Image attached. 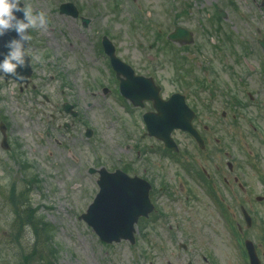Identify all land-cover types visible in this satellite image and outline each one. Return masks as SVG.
Here are the masks:
<instances>
[{"label":"rangeland","instance_id":"374dc122","mask_svg":"<svg viewBox=\"0 0 264 264\" xmlns=\"http://www.w3.org/2000/svg\"><path fill=\"white\" fill-rule=\"evenodd\" d=\"M68 2L73 3L80 15L89 20L87 28L81 21L58 12L59 6ZM184 2L174 0L177 11ZM20 3L33 14L44 12L48 23L42 29L30 30L33 38L28 55L34 65L31 84L21 88L18 83L0 78V124L6 128L10 147V152L1 148L0 132V264H22V249L33 243L30 232L19 242L14 241L10 232L13 209L4 201L12 182L20 186L24 179L31 177H36L38 181L29 194L33 206L39 207L37 216L54 228V245L60 250L57 264H187L188 261H193V264H242L235 246V243H240L238 238L234 236L233 243L226 221L217 219L207 200L192 205L190 210H186L183 204L179 205L178 211L187 216L180 240H171L163 227L152 234V242H138L130 247L123 241L107 246L100 243L91 228L79 220L98 193L97 178L89 176L87 169L97 168L98 163L106 169L113 168L120 159L129 162L136 157L134 146L152 143L140 138L142 126H135L124 107L117 102L125 106L118 89L114 94L116 101L113 98L110 84L115 89L117 81L113 76L109 81L107 60L99 56L101 38L107 36L116 47L120 60L139 68L141 74L150 69L147 66L149 62L153 67L161 63L163 67L158 76L164 83V94L180 91L183 95H191L190 87L184 84L182 91L173 80L167 48L159 51L152 45L156 29L162 28L168 34L171 32L170 20L165 14V1L135 0L133 3L119 0L118 9L114 0H20ZM238 3L241 5L239 14L230 12L231 19L236 21L232 28L248 33L251 27L240 17L245 16V9L248 11L249 8L244 7L242 2ZM198 10H201L200 5ZM250 10L254 11L253 8ZM139 18L141 20H137ZM189 25L188 29L193 33V23ZM209 26L206 23V27ZM203 36V33L197 32L194 47L198 55L203 46ZM201 52L205 57L206 52ZM142 58L148 59L144 67L139 64ZM198 62L204 66L200 59ZM103 88L112 94L103 96ZM254 89L256 91L257 87ZM259 90L261 95L257 94L262 97ZM62 92L63 99L75 103L81 114L75 123L59 110ZM64 122L72 123V128L60 131ZM86 128L93 132L90 139L84 136ZM173 137L183 143L186 150H193L192 143L184 135L175 133ZM245 142L251 150L256 144L250 137L237 138L231 152L241 155L243 152L239 146ZM256 147L260 153L263 152L260 146ZM261 156L264 162V155ZM18 160L29 164V171L21 170ZM158 164V159L153 156L150 166L155 170ZM262 166L264 171V163ZM135 167L140 169L142 165ZM245 181L254 196L263 193L262 186L249 170L245 172ZM253 208L264 219V205L254 204ZM170 223L173 227L174 223ZM243 230L244 226H241V232ZM259 232L257 225L249 236L257 245L260 243ZM184 233H187V238ZM180 242L188 246L187 251L178 250ZM143 248H146V256Z\"/></svg>","mask_w":264,"mask_h":264},{"label":"flooded vegetation","instance_id":"af4514ba","mask_svg":"<svg viewBox=\"0 0 264 264\" xmlns=\"http://www.w3.org/2000/svg\"><path fill=\"white\" fill-rule=\"evenodd\" d=\"M249 1L252 3L255 1L256 3V0H249ZM207 23H209L210 26L206 27L205 24L203 30L199 32L200 34L203 33L205 35L208 29L209 32L213 34L215 37L217 38L223 37L219 33L221 32V29L218 27L217 24L218 22L216 20L214 22L208 20ZM196 40H197V33H196ZM215 56H216L215 59L212 58V61L208 60L206 62L208 66L218 65L220 69H226L228 68V65H231L234 68V70L229 68V73H224V75H222L224 77V80L222 81L221 86L219 88H225V91L226 93H228L227 95L230 96V98L227 99V102H225V104H223L225 108L221 110V116H219V118H221L222 113H224L225 114L224 117L231 119V121L239 122L240 124H242V122L246 118L245 115L242 113L245 102V99L242 95V89L244 87L243 77H242V73L240 72L241 68L239 70H236L239 67V62L237 61L236 56L232 55L231 52L218 51L215 54ZM209 70L210 69H206L204 70V72L207 74L206 78L209 85L213 87V84L216 83L215 81H217L218 79L216 75L210 74ZM209 75H211L212 78L209 77ZM193 76H194L193 72L188 74L189 82L195 81ZM189 87L190 89H192L191 86ZM209 95L211 96L210 92ZM192 97L194 98V101L192 102L193 106L200 101V102H204L207 107L213 109L211 104L213 103V99L211 97H207V98L201 97L200 95L195 94L194 92L192 93ZM238 101L241 102L242 108L237 107V105H239ZM197 113H199V111H197ZM142 118H143V113L140 115L141 121ZM203 118L205 120L206 125H201L200 123L202 122L200 123L198 122L196 124V127L202 128V130L206 132L207 135L210 134L211 131H215V130L218 131V133H221L223 135V139L221 141L223 144H225V146L221 148V151H223V153L227 155L226 153V149L228 148L227 139L230 137V133H231L229 123L225 122V119L222 121L220 120L219 121L220 123H218L219 118L208 113L204 114ZM253 118L257 127L261 129L262 132H264V116L256 115ZM212 140H214L217 146L221 144V142L215 137H213ZM211 151L215 153L217 151V148L212 149ZM139 162L141 161L140 160L135 161V163H139ZM230 166L232 165L228 164L227 162L225 163L221 162L220 164L213 163L212 167L210 168L188 169L186 171H181V170L165 171V172H154V173H147V170H144L142 174H133V175L139 176L142 179L144 178L153 185H157L159 189V193H163V194L166 193L164 189L165 183H168L170 186L169 188L176 192L180 190L186 191L187 187H189L190 185H194L198 188H200L201 186L202 187L206 186L209 188L213 187L214 188L213 192H215L216 195L220 198L221 189L228 197H230L232 193L229 186L230 184L229 177L231 176ZM195 178H198L197 181L199 182L194 181ZM160 198L161 197L158 194H154V193L152 194V199L156 204L159 202Z\"/></svg>","mask_w":264,"mask_h":264},{"label":"water","instance_id":"95a60500","mask_svg":"<svg viewBox=\"0 0 264 264\" xmlns=\"http://www.w3.org/2000/svg\"><path fill=\"white\" fill-rule=\"evenodd\" d=\"M64 8V7H62ZM19 19H24V14L22 12L14 13ZM76 14V12H75ZM27 34V33H26ZM14 39H19L15 31H9L3 37H0V61H3L4 56L8 53L9 48L7 45ZM26 46V42H25ZM117 61H114V63ZM25 69H17L21 75H24L25 78L21 83L26 82L27 78L30 76L31 71L29 69V62L26 58ZM2 75V74H0ZM6 79L13 78L16 79L11 74L5 75ZM164 111H167L163 108ZM179 125L176 123H170L168 121H163L160 123L149 122V132L151 135H155L157 138L162 139L163 141H169V135L171 130ZM114 179V180H113ZM115 182V178L104 179L100 184L102 186L101 191L97 199L94 201V204L88 209L87 214L82 216V219L87 223L88 226H92L95 233L98 237H101L102 240L107 242H112V240L119 241L125 235L127 230H132L133 223L125 224L122 222L119 225V220H121L126 212H133L130 210V202L121 201L113 202L112 199L117 197L116 186L112 185ZM124 195H129L124 193ZM253 263V259H252Z\"/></svg>","mask_w":264,"mask_h":264},{"label":"clouds","instance_id":"9594fccd","mask_svg":"<svg viewBox=\"0 0 264 264\" xmlns=\"http://www.w3.org/2000/svg\"><path fill=\"white\" fill-rule=\"evenodd\" d=\"M20 0H0V37L9 31H15L19 39L12 40L7 47L8 53L0 61V74H11L18 81H22L25 76L17 72V69H25L28 48L25 42L30 41V30L42 29L48 23V18L44 12L33 14L30 9L20 7ZM23 12L24 19H19L14 13ZM27 33V34H26ZM2 77V76H0Z\"/></svg>","mask_w":264,"mask_h":264},{"label":"trees","instance_id":"16d2710c","mask_svg":"<svg viewBox=\"0 0 264 264\" xmlns=\"http://www.w3.org/2000/svg\"><path fill=\"white\" fill-rule=\"evenodd\" d=\"M30 185L31 183L27 186V193L30 191ZM8 201L14 209V220L11 225L14 239L18 240L24 230L29 229L35 240L32 252L24 257V263L54 264L57 250L52 247L53 228L37 217L36 209L30 205L28 196L25 198L23 192H19V194L11 192Z\"/></svg>","mask_w":264,"mask_h":264}]
</instances>
